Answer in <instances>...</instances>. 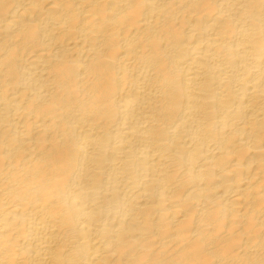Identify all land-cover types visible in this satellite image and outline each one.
<instances>
[{
    "label": "bare ground",
    "instance_id": "obj_1",
    "mask_svg": "<svg viewBox=\"0 0 264 264\" xmlns=\"http://www.w3.org/2000/svg\"><path fill=\"white\" fill-rule=\"evenodd\" d=\"M0 264H264V0H0Z\"/></svg>",
    "mask_w": 264,
    "mask_h": 264
}]
</instances>
